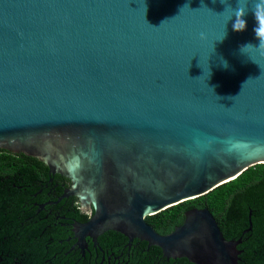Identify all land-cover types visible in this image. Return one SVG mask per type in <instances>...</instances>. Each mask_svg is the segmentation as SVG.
<instances>
[{"label":"water","instance_id":"95a60500","mask_svg":"<svg viewBox=\"0 0 264 264\" xmlns=\"http://www.w3.org/2000/svg\"><path fill=\"white\" fill-rule=\"evenodd\" d=\"M256 2L0 0V150L68 179L84 230L239 264L207 208L165 236L145 219L264 165Z\"/></svg>","mask_w":264,"mask_h":264},{"label":"flooded vegetation","instance_id":"af4514ba","mask_svg":"<svg viewBox=\"0 0 264 264\" xmlns=\"http://www.w3.org/2000/svg\"><path fill=\"white\" fill-rule=\"evenodd\" d=\"M70 189L68 179L49 172L31 189L30 197L21 206V214L16 213L17 219L0 227V232L9 234L0 241L1 264H193L185 258L167 257L159 247L138 238L114 231L95 234L84 230L82 226L92 219L94 210L92 206L83 207L78 197L69 193ZM194 208L203 209L187 208L172 229L156 233L170 234L183 224L185 213ZM247 229L230 238H242L237 247L239 264L243 253L239 247L251 231L243 234ZM226 233L237 234L230 230Z\"/></svg>","mask_w":264,"mask_h":264},{"label":"trees","instance_id":"16d2710c","mask_svg":"<svg viewBox=\"0 0 264 264\" xmlns=\"http://www.w3.org/2000/svg\"><path fill=\"white\" fill-rule=\"evenodd\" d=\"M47 172L46 166L35 158L0 150V227L17 219L16 213L21 214V206L30 197L31 189ZM25 191L29 192L25 194ZM190 207L207 208L226 240L249 228L250 215L251 231L239 247L243 250L241 264H264V165L250 167L211 192L149 216L145 221L156 232L164 233L172 229L179 215ZM227 230L237 234H228ZM8 235L0 232V241ZM1 257L0 250V260Z\"/></svg>","mask_w":264,"mask_h":264},{"label":"clouds","instance_id":"9594fccd","mask_svg":"<svg viewBox=\"0 0 264 264\" xmlns=\"http://www.w3.org/2000/svg\"><path fill=\"white\" fill-rule=\"evenodd\" d=\"M255 8V14L257 16V19L259 21V27L256 29V33L259 37H261V43H260V49L261 54L264 55V0H257V2L254 5ZM238 18L234 20V23L232 25L233 31H244L246 29V20L243 18L244 13L238 12L237 13ZM226 36V32L224 37ZM204 38V34L201 33V39ZM250 43H247L245 45H242L241 48L248 47ZM224 66L227 67V63L224 61Z\"/></svg>","mask_w":264,"mask_h":264}]
</instances>
